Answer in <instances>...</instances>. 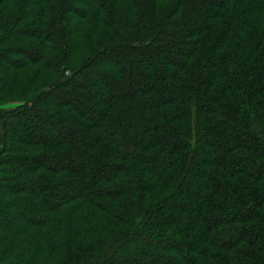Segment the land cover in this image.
<instances>
[{
  "label": "trees",
  "instance_id": "1",
  "mask_svg": "<svg viewBox=\"0 0 264 264\" xmlns=\"http://www.w3.org/2000/svg\"><path fill=\"white\" fill-rule=\"evenodd\" d=\"M5 210L0 264H264V0H0Z\"/></svg>",
  "mask_w": 264,
  "mask_h": 264
},
{
  "label": "rangeland",
  "instance_id": "2",
  "mask_svg": "<svg viewBox=\"0 0 264 264\" xmlns=\"http://www.w3.org/2000/svg\"><path fill=\"white\" fill-rule=\"evenodd\" d=\"M4 107H6V108H12V107H15V104H13V103H9V104H7V105H5ZM13 212L12 211H8V210H5V212L3 211L1 214H0V216H1V219L2 220H6L7 218H9L11 215L10 214H12ZM139 248L141 247L140 245L138 246ZM159 248V247H158ZM139 257V256H138ZM136 255H132V258L134 259V258H138ZM131 258V259H132ZM140 258V257H139Z\"/></svg>",
  "mask_w": 264,
  "mask_h": 264
}]
</instances>
